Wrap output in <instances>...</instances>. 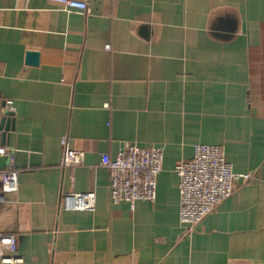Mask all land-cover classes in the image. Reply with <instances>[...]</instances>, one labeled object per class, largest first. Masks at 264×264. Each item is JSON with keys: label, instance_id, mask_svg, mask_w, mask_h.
Masks as SVG:
<instances>
[{"label": "crops", "instance_id": "obj_1", "mask_svg": "<svg viewBox=\"0 0 264 264\" xmlns=\"http://www.w3.org/2000/svg\"><path fill=\"white\" fill-rule=\"evenodd\" d=\"M87 2L0 0V147L19 172L0 233L23 264H264V0ZM62 138L82 166L61 168ZM124 142L163 150L155 200L134 210L100 166ZM194 144L251 177L189 233L173 170ZM89 192L92 211L62 206Z\"/></svg>", "mask_w": 264, "mask_h": 264}, {"label": "built area", "instance_id": "obj_2", "mask_svg": "<svg viewBox=\"0 0 264 264\" xmlns=\"http://www.w3.org/2000/svg\"><path fill=\"white\" fill-rule=\"evenodd\" d=\"M65 10L88 12L87 0H47ZM10 102L6 109L12 110ZM63 149L60 166L74 170L84 164V153ZM12 150L0 147V157H8L9 165L0 169V203L6 196L18 191V174L15 169ZM163 150L160 147H140L124 142L115 158L101 156L100 166L108 173L109 198L114 204L126 203L134 210L136 202L153 203L156 197V182L162 172ZM173 172L178 178L179 224L192 233L197 224L210 215L221 203L235 192L236 182H248L250 174H235L227 162L220 146L194 144L190 160L180 161ZM62 206L71 210L92 211L94 193L68 194L63 196ZM17 249L14 234L0 233V264H23L15 255Z\"/></svg>", "mask_w": 264, "mask_h": 264}, {"label": "water", "instance_id": "obj_3", "mask_svg": "<svg viewBox=\"0 0 264 264\" xmlns=\"http://www.w3.org/2000/svg\"><path fill=\"white\" fill-rule=\"evenodd\" d=\"M31 57H35V55H30V58L28 59V62L30 64H34L35 60ZM1 118H0V131L4 128V131H8V129L13 130V119H10L13 117V113H10L8 111H1Z\"/></svg>", "mask_w": 264, "mask_h": 264}]
</instances>
